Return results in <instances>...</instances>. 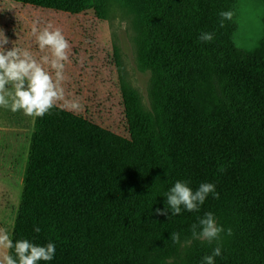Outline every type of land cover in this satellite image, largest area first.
I'll return each mask as SVG.
<instances>
[{
  "label": "trees",
  "instance_id": "obj_1",
  "mask_svg": "<svg viewBox=\"0 0 264 264\" xmlns=\"http://www.w3.org/2000/svg\"><path fill=\"white\" fill-rule=\"evenodd\" d=\"M92 3L98 18L118 9L133 21L151 109L116 50L131 141L58 107L35 117L11 239L54 243V259L38 264H169L184 244L187 264L218 244L215 264H264V33L253 49L235 44L232 19L221 27L219 15L233 0ZM202 32L214 39L201 42ZM177 181L213 183L219 196L198 212L155 214ZM207 212L225 230L212 243L191 236Z\"/></svg>",
  "mask_w": 264,
  "mask_h": 264
},
{
  "label": "rangeland",
  "instance_id": "obj_2",
  "mask_svg": "<svg viewBox=\"0 0 264 264\" xmlns=\"http://www.w3.org/2000/svg\"><path fill=\"white\" fill-rule=\"evenodd\" d=\"M235 44L253 49L263 38V0H233ZM92 0H3L0 1V30L8 37L5 50H30L36 58L47 55L35 43L33 28L59 29L70 45L65 62L63 87L69 97L79 98L83 110L67 111L88 123L131 141L130 124L123 103V91L115 62L116 50L126 72L129 87L138 93L143 105L151 109L153 75L142 70L136 58L133 21L122 11L110 10L109 17L94 15ZM46 70L47 65H44ZM60 108L59 106H57ZM35 117L23 111L0 107V228L10 238L19 206L29 141ZM223 227V226H222ZM224 237L223 232L220 234ZM186 244L169 259V264H187ZM0 249V254L3 253Z\"/></svg>",
  "mask_w": 264,
  "mask_h": 264
},
{
  "label": "clouds",
  "instance_id": "obj_3",
  "mask_svg": "<svg viewBox=\"0 0 264 264\" xmlns=\"http://www.w3.org/2000/svg\"><path fill=\"white\" fill-rule=\"evenodd\" d=\"M220 26L225 20H231L232 11H223L220 14ZM32 35L35 43L43 52L48 51L39 59L28 49L15 46L5 50L9 43L8 37L0 30V107L10 109L12 112L23 111L26 116L43 118L50 110L59 106L62 110L79 112L83 110L79 98L69 97L63 87L66 77L64 75L65 62L69 60L70 45L59 29L52 30L45 27L43 30L33 28ZM198 39L201 42H211L214 34L202 32ZM44 65L48 66L46 70ZM223 171V168L220 169ZM213 194L218 198L213 183L204 182L193 190L186 182L177 181L166 195V204L163 210L156 209L155 214L178 215L182 208L188 212H198L207 197ZM34 231L39 233L40 227ZM225 230L217 224L215 216L207 212L191 227V236L196 240H206L212 243L220 239ZM232 230H227L231 235ZM171 240L179 243L178 233L171 234ZM0 264H38L40 261H51L55 257L56 245L52 242L38 245L27 239L16 240L10 238L6 229L0 228ZM9 250L14 251V255ZM221 255V246L218 244L211 255L203 258V264H215V257Z\"/></svg>",
  "mask_w": 264,
  "mask_h": 264
}]
</instances>
